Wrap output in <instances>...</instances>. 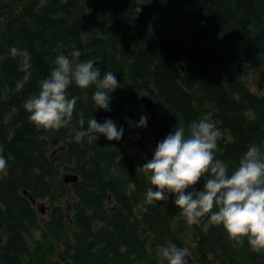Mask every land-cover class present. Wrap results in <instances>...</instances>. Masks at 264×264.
<instances>
[{"label": "trees", "instance_id": "16d2710c", "mask_svg": "<svg viewBox=\"0 0 264 264\" xmlns=\"http://www.w3.org/2000/svg\"><path fill=\"white\" fill-rule=\"evenodd\" d=\"M13 46L31 55L32 76L18 94L24 73L10 55ZM74 51L101 76L115 73L121 87L111 111L93 112L94 86L73 83L68 97L79 100L69 126L38 131L23 103L38 93L56 56ZM262 70L264 0H0V152L7 162L0 175V264H164L159 249L169 241L189 248L188 264H264V253L246 239L229 240L210 215L188 226L173 197L146 204L152 186L139 168L175 125L200 118L223 132L216 157L229 174L251 145L264 151V94L248 80ZM143 94L156 102L161 122L140 136L144 127L130 122L143 115ZM81 112L85 127L92 116L113 120L124 129L122 139L70 143ZM136 148L149 157L139 162ZM67 171L80 175L70 187L62 181ZM24 190L49 201L45 216ZM62 197L71 199L70 209Z\"/></svg>", "mask_w": 264, "mask_h": 264}, {"label": "clouds", "instance_id": "9594fccd", "mask_svg": "<svg viewBox=\"0 0 264 264\" xmlns=\"http://www.w3.org/2000/svg\"><path fill=\"white\" fill-rule=\"evenodd\" d=\"M9 52L13 59L18 58V70L24 73L15 84L14 92L18 94L32 76L31 55L27 49L15 46ZM80 55L79 51L72 52L71 58L63 53L57 55L50 74L38 82V93L24 101L28 119L38 131L69 126L79 100L78 96L68 97L67 90L73 83L81 90L94 86L93 112L111 111L112 94L121 87L115 73L105 71L101 76V68L94 66L92 60H79ZM78 116L79 128H72L70 143L86 140L91 144L100 135L108 141L123 137V127L118 130L111 119L99 123L92 116L85 127L84 114ZM147 121L148 117L142 115L138 122L130 123L146 128ZM222 136L221 129L210 119L193 120L187 126L175 125L157 144L153 157L139 167L152 186L146 191L145 203L152 205L173 197L188 226L210 215L209 223L222 226L229 240L243 245L246 239L253 252L264 253V151L256 144L251 145L229 174L228 164L216 157ZM6 164L0 156V172ZM202 179L203 187L197 190ZM189 255L188 247H177L171 241L159 249V256L167 264H188Z\"/></svg>", "mask_w": 264, "mask_h": 264}, {"label": "water", "instance_id": "95a60500", "mask_svg": "<svg viewBox=\"0 0 264 264\" xmlns=\"http://www.w3.org/2000/svg\"><path fill=\"white\" fill-rule=\"evenodd\" d=\"M142 102L144 105L143 115H146L148 117L147 126L151 128L157 127L160 122V119L156 103L151 100L147 95H144L142 97ZM78 179L79 175L77 173H67L63 175V181H65L67 184L75 183L78 181ZM24 193L29 195L33 202H36V200L30 194H28L27 190H24ZM41 207H43V205ZM1 240L2 239L0 238V241Z\"/></svg>", "mask_w": 264, "mask_h": 264}, {"label": "rangeland", "instance_id": "374dc122", "mask_svg": "<svg viewBox=\"0 0 264 264\" xmlns=\"http://www.w3.org/2000/svg\"><path fill=\"white\" fill-rule=\"evenodd\" d=\"M232 48L233 45H232ZM264 78V70L259 71V72H251L249 73V84H250V88L256 92V93H263L264 94V85L260 86V83L262 82V79ZM139 135L141 136V134L145 133V129H140ZM129 137H134L133 135H129ZM127 141H132L133 144H137L138 142L136 141V139H130L128 138ZM133 155L137 158V160L140 162L142 158V155L139 154V152H137L136 150L133 152ZM4 173V171L0 172V175H2ZM46 204H48L47 201H44ZM2 234V233H1ZM2 236V235H1ZM164 264L167 262L166 260L163 259Z\"/></svg>", "mask_w": 264, "mask_h": 264}, {"label": "flooded vegetation", "instance_id": "af4514ba", "mask_svg": "<svg viewBox=\"0 0 264 264\" xmlns=\"http://www.w3.org/2000/svg\"><path fill=\"white\" fill-rule=\"evenodd\" d=\"M264 85V78L262 79V82L260 83V86Z\"/></svg>", "mask_w": 264, "mask_h": 264}, {"label": "bare ground", "instance_id": "6f19581e", "mask_svg": "<svg viewBox=\"0 0 264 264\" xmlns=\"http://www.w3.org/2000/svg\"><path fill=\"white\" fill-rule=\"evenodd\" d=\"M183 67H184V66H183ZM147 128H148V129H154V128H150V127H148V126H147L146 128L144 127V129H147Z\"/></svg>", "mask_w": 264, "mask_h": 264}]
</instances>
